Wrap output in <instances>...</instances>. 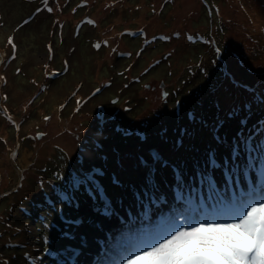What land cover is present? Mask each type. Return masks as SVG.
Masks as SVG:
<instances>
[{"label": "rangeland", "instance_id": "1", "mask_svg": "<svg viewBox=\"0 0 264 264\" xmlns=\"http://www.w3.org/2000/svg\"><path fill=\"white\" fill-rule=\"evenodd\" d=\"M0 56V264H124L264 191V0H0Z\"/></svg>", "mask_w": 264, "mask_h": 264}, {"label": "snow or ice", "instance_id": "2", "mask_svg": "<svg viewBox=\"0 0 264 264\" xmlns=\"http://www.w3.org/2000/svg\"><path fill=\"white\" fill-rule=\"evenodd\" d=\"M7 43L15 54L12 36ZM253 193L204 213L201 220L183 218L184 224L130 255L124 264H264V191Z\"/></svg>", "mask_w": 264, "mask_h": 264}, {"label": "bare ground", "instance_id": "3", "mask_svg": "<svg viewBox=\"0 0 264 264\" xmlns=\"http://www.w3.org/2000/svg\"><path fill=\"white\" fill-rule=\"evenodd\" d=\"M1 57V56H0ZM259 156V155H258ZM225 170V169H224ZM259 172L262 171L261 168L258 169ZM205 174V173H203ZM230 177V176H229ZM246 178V177H245ZM210 182V181H209ZM231 184V183H230ZM225 188V187H224ZM214 194L215 196H217L221 201L223 200V193H224V190H223V187L221 186H215L214 189ZM192 194V193H191ZM197 194V193H196ZM230 194V193H229ZM170 202V201H169ZM209 202V201H208ZM223 204H225L223 201H222ZM158 206V205H157ZM147 215V214H146ZM155 216V215H154ZM134 221V220H133ZM133 229V228H132ZM154 233V232H153ZM160 234V233H159ZM116 241V240H115ZM134 242V241H133ZM136 242V241H135Z\"/></svg>", "mask_w": 264, "mask_h": 264}, {"label": "trees", "instance_id": "4", "mask_svg": "<svg viewBox=\"0 0 264 264\" xmlns=\"http://www.w3.org/2000/svg\"><path fill=\"white\" fill-rule=\"evenodd\" d=\"M254 137H256V136H254Z\"/></svg>", "mask_w": 264, "mask_h": 264}]
</instances>
